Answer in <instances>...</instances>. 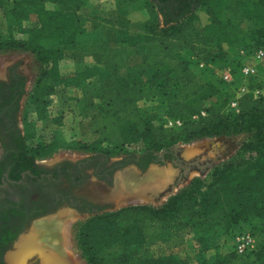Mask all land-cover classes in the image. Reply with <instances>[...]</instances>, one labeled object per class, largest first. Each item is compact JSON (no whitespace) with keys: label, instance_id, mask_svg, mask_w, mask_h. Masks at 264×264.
Listing matches in <instances>:
<instances>
[{"label":"trees","instance_id":"16d2710c","mask_svg":"<svg viewBox=\"0 0 264 264\" xmlns=\"http://www.w3.org/2000/svg\"><path fill=\"white\" fill-rule=\"evenodd\" d=\"M54 2L58 9L42 12L43 28L37 34L44 32L64 49L82 54L77 39L89 33L76 15L82 0ZM115 3L122 15L142 6L139 0ZM202 8L207 25L201 23ZM226 10L229 16L225 19ZM145 11L148 19L136 35L110 20L91 18V32L103 25L110 27L107 37L111 44L94 53V65L81 72L63 74L59 68L63 50L35 46L32 39L13 35L2 39L0 35V51L32 50L41 67L37 84L46 96L58 86L78 88L82 81L96 79L99 88L86 102L97 107L94 102L98 101L102 107L81 125L80 135L85 141L77 144L89 151L100 148V155L109 157V150L142 145L144 154L153 157L180 142L251 132L252 140L236 157L215 167L209 182L193 179L163 206L126 207L95 218L83 228L90 264H188L171 254L158 258L148 255L156 245L177 249L187 233H193L199 243L198 264H209L205 253L219 248L216 237L207 236L209 230L234 241L237 234L246 233L239 229L230 236L239 225L254 219L264 225V98L245 95L239 99L238 112L227 113L232 93L242 81L237 77V83L228 87L205 78L211 67L236 69L241 60L239 49L264 50V0H236L230 5L226 0H148ZM11 15V20L18 16L16 12ZM246 23L254 35L252 44L238 38L240 27ZM123 70L126 74L119 75ZM250 86L264 87V79L251 80ZM214 97L222 99L205 105ZM142 102L150 105L142 107ZM195 115L199 116L197 120L193 119ZM177 118L183 121L180 128L165 127L167 119ZM117 226L121 233L135 232L131 240L122 243L135 253L119 254L118 245L105 244V249H97L96 240L115 234ZM211 264H264V242L246 255L234 250Z\"/></svg>","mask_w":264,"mask_h":264},{"label":"rangeland","instance_id":"374dc122","mask_svg":"<svg viewBox=\"0 0 264 264\" xmlns=\"http://www.w3.org/2000/svg\"><path fill=\"white\" fill-rule=\"evenodd\" d=\"M2 7H0V35L2 39H7L13 35L17 39L27 38L34 40L36 46H48L52 48H59L64 52V58L59 62V68L63 74H70L72 72L84 71L86 67L94 65L93 54L110 46L108 40V31L110 27L103 25L98 31L91 32L90 19L93 17H100L110 20L115 23L117 27L124 26L129 29L132 35H136L143 31V23L148 19L145 11V5L148 0H139L142 6L132 7L127 10L126 15H122L115 3V0H82L80 9L77 10V16L80 18L79 24L83 29L88 31L86 35L77 39L81 44L83 53L77 54L70 48H63L57 40L49 38L44 32L37 34L43 28L41 18L42 12H53L58 9L54 0L40 3L39 0H0ZM228 5L236 0H226ZM16 12L18 16L12 18V13ZM226 17L229 16L227 10L223 13ZM201 23L207 25L209 23L208 17L204 9L199 10ZM224 17V16H223ZM250 24L246 23L240 27V36L238 37L244 43L252 44L254 42V35L250 32ZM80 55H83L80 57ZM13 59L23 60V68L25 73L31 76L32 85L27 95L25 108L23 109L22 117L25 126V136L27 142V150L29 154L38 160H46L50 165L62 161L70 160L77 162L86 157H94L100 155L98 149L85 150L81 148V144L85 141V137L80 135V127L82 124L89 121L90 115L93 111L99 110L102 106L98 101L97 107L89 105L86 100L98 90L99 84L95 78H88L80 86L65 88L58 86L55 91L49 95H44L46 91L40 89L37 80L40 74V64L38 63L36 54L32 51L24 50H2L0 51V64H8ZM220 68L215 66L206 72L205 78L212 84H218V75ZM119 75L123 76L126 71H120ZM77 88V89H76ZM214 97L205 102V105L216 103L222 98ZM143 107V105L141 104ZM252 134L248 130H244L240 134H228L219 137H208L190 142H180L171 149H176V146L191 147V156L198 157L201 162L212 163V168L207 171L205 175L196 173L193 179H203L207 182L211 179V174L214 167L221 166L234 157H236L243 147V145L251 141ZM80 141L81 144H77ZM77 144V145H76ZM144 146L127 147L123 151L109 150L108 158H120L129 155H140L144 153ZM164 151H161L162 153ZM179 155L183 157L185 150L176 149ZM104 156V155H102ZM167 164H169L167 162ZM197 172V171H195ZM188 184L182 185L175 192L174 195L183 190ZM172 195V196H174ZM171 196V197H172ZM169 197L160 204H155L146 201H138L120 209L130 206H163L171 198ZM119 209V210H120ZM114 209H107L101 213L88 215L84 218L71 217V221L67 225L66 243L72 254L80 257L79 264H90L85 253V246L83 245L84 236L83 228L89 221L94 220L100 216L112 213ZM68 213V212H67ZM117 226L115 234L97 239V249L103 250L106 245H118V253L131 254L135 253L134 249L126 247L122 243L126 240H131L135 236L133 233H121ZM244 230L246 233L251 232L256 246L260 247L264 242V225L261 220H251L247 223L239 225L235 231L230 234L232 236L236 230ZM119 232H118V231ZM207 236H215L216 242L219 243L218 250H209L205 253L206 261L211 264L217 258L234 252L232 237L216 233L215 230H209ZM134 240V239H133ZM132 240V241H133ZM198 247L199 243L193 233H187L184 241L180 247L172 251L166 250L163 245H156L150 249L148 255L158 258L166 255L178 256L180 259L186 261L188 264H198ZM128 253V252H127ZM139 253V250H138ZM145 256V254H143ZM245 260V258H242Z\"/></svg>","mask_w":264,"mask_h":264},{"label":"flooded vegetation","instance_id":"af4514ba","mask_svg":"<svg viewBox=\"0 0 264 264\" xmlns=\"http://www.w3.org/2000/svg\"><path fill=\"white\" fill-rule=\"evenodd\" d=\"M22 65L21 59L0 64V264H79L65 237L71 211L84 218L113 209L104 199L119 170L135 166L145 172L168 162L184 177L185 161L176 149L52 165L36 159L27 150L22 117L33 81ZM211 165L200 161L193 170Z\"/></svg>","mask_w":264,"mask_h":264},{"label":"water","instance_id":"95a60500","mask_svg":"<svg viewBox=\"0 0 264 264\" xmlns=\"http://www.w3.org/2000/svg\"><path fill=\"white\" fill-rule=\"evenodd\" d=\"M182 148L185 150L182 157L185 161L184 177H181L180 170L171 163L164 166L153 164L145 172L135 166H129L115 173L113 185L104 199L106 203L112 204L114 210L141 200L160 204L174 195L180 186L189 184L196 173L205 175L207 173L205 168L199 167L202 170L197 172L193 170L194 166L199 165L200 160L191 156V147L176 146V149ZM178 177L180 179L176 181ZM70 214L79 218L76 212L71 211Z\"/></svg>","mask_w":264,"mask_h":264},{"label":"built area","instance_id":"2783aa9c","mask_svg":"<svg viewBox=\"0 0 264 264\" xmlns=\"http://www.w3.org/2000/svg\"><path fill=\"white\" fill-rule=\"evenodd\" d=\"M238 56L241 59L236 69L232 67L221 68L218 80L221 84L228 87H233L237 83V77L242 82L236 90L232 93V98L227 106V113L238 112L239 99L245 95H252L254 98H264V87L251 88V80L264 79V50L257 49L248 51L239 49ZM204 65H200L202 68ZM238 80V81H239ZM142 105L149 106V102H142ZM205 116V112L201 113ZM198 115L193 117L198 119ZM183 125L182 119H167L165 121L166 128H180ZM234 250L238 255H246L256 247L253 236L250 233L237 234L233 241Z\"/></svg>","mask_w":264,"mask_h":264}]
</instances>
